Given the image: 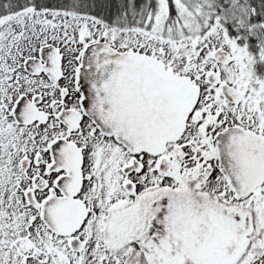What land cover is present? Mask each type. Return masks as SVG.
Here are the masks:
<instances>
[{"label":"snow or ice","instance_id":"1","mask_svg":"<svg viewBox=\"0 0 264 264\" xmlns=\"http://www.w3.org/2000/svg\"><path fill=\"white\" fill-rule=\"evenodd\" d=\"M0 264H264V0H0Z\"/></svg>","mask_w":264,"mask_h":264}]
</instances>
